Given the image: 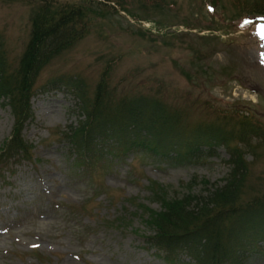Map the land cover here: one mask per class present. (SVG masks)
Returning <instances> with one entry per match:
<instances>
[{
	"label": "rangeland",
	"instance_id": "obj_1",
	"mask_svg": "<svg viewBox=\"0 0 264 264\" xmlns=\"http://www.w3.org/2000/svg\"><path fill=\"white\" fill-rule=\"evenodd\" d=\"M43 1L0 0V57L7 71L16 68L31 15ZM49 2L89 8L88 16L81 37L38 71L29 99L33 117L22 129L31 159L0 165V264H187L185 250L170 262L146 243L141 204L157 210L159 197L221 184L229 170L225 146L177 164L153 152L126 151L79 174L61 135L82 118L65 78L81 79L88 98L101 76L116 97L158 96L181 109L187 124L248 114L260 132L237 142L247 167L240 199L261 195L264 24L258 19L264 0ZM12 122L0 98V145ZM262 246L246 244L242 264H264Z\"/></svg>",
	"mask_w": 264,
	"mask_h": 264
},
{
	"label": "trees",
	"instance_id": "obj_2",
	"mask_svg": "<svg viewBox=\"0 0 264 264\" xmlns=\"http://www.w3.org/2000/svg\"><path fill=\"white\" fill-rule=\"evenodd\" d=\"M88 10L44 0L31 15L30 38L16 68L7 71L0 57V98L13 116L10 132L0 145V165L31 159V144L23 138L22 129L33 117L29 99L38 71L52 55L81 37ZM65 83L81 105L82 118L61 132L79 174L90 173L108 155L126 151L153 152L177 164L225 146L229 170L221 184L210 183L202 192H187L179 198L159 197L157 210L141 204L149 230L144 240L157 255L171 262L185 250L190 256L187 264H242L246 244L264 243V193L240 199L247 167L237 142L260 132L248 114L230 112V116L187 124L181 109L158 96L116 97L104 76L95 83L92 98L81 79L65 78ZM161 192L159 188L158 196Z\"/></svg>",
	"mask_w": 264,
	"mask_h": 264
},
{
	"label": "bare ground",
	"instance_id": "obj_3",
	"mask_svg": "<svg viewBox=\"0 0 264 264\" xmlns=\"http://www.w3.org/2000/svg\"><path fill=\"white\" fill-rule=\"evenodd\" d=\"M254 56V55H253ZM258 57V56H257ZM254 58V57H253Z\"/></svg>",
	"mask_w": 264,
	"mask_h": 264
}]
</instances>
